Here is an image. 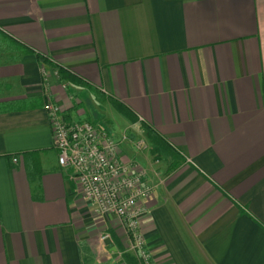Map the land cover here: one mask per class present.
Masks as SVG:
<instances>
[{
  "label": "crops",
  "instance_id": "0c3cea01",
  "mask_svg": "<svg viewBox=\"0 0 264 264\" xmlns=\"http://www.w3.org/2000/svg\"><path fill=\"white\" fill-rule=\"evenodd\" d=\"M47 95L154 185L155 264H264V0H0V264H139L58 166Z\"/></svg>",
  "mask_w": 264,
  "mask_h": 264
},
{
  "label": "built area",
  "instance_id": "2783aa9c",
  "mask_svg": "<svg viewBox=\"0 0 264 264\" xmlns=\"http://www.w3.org/2000/svg\"><path fill=\"white\" fill-rule=\"evenodd\" d=\"M45 109L57 149V164L80 187L83 197L102 215L114 216L122 236L139 264H155L146 246L140 219L145 200L154 192L144 171L134 161H124L110 133L85 119L67 121L59 104L47 95ZM137 149L146 150L139 139ZM16 161V158H14ZM109 237L104 233L101 238ZM120 264H127L121 261Z\"/></svg>",
  "mask_w": 264,
  "mask_h": 264
},
{
  "label": "trees",
  "instance_id": "16d2710c",
  "mask_svg": "<svg viewBox=\"0 0 264 264\" xmlns=\"http://www.w3.org/2000/svg\"><path fill=\"white\" fill-rule=\"evenodd\" d=\"M41 58H43L44 59V57H42V56H40ZM53 67L55 68V71L57 72V75L60 77V79H62L63 81H68V82H72V83H74V82H76V83H80L76 78H75V76L74 75H72L71 73H70V71L69 70H67L66 68H64V67H62V66H59V65H55V64H53ZM113 102V104L115 105V106H118L117 105V102H115V101H112ZM146 129H147V133H148V138L150 139V141L152 142V143H155L157 146H160V144L161 145H163V141L156 135V133L152 130V129H150L149 127H146Z\"/></svg>",
  "mask_w": 264,
  "mask_h": 264
},
{
  "label": "rangeland",
  "instance_id": "374dc122",
  "mask_svg": "<svg viewBox=\"0 0 264 264\" xmlns=\"http://www.w3.org/2000/svg\"><path fill=\"white\" fill-rule=\"evenodd\" d=\"M86 105V102H85ZM114 110V109H113ZM115 113H110L109 114V119H110V125H111V133L116 134L115 132L119 131L121 129V121H123L124 116L120 115L117 111L114 110ZM148 148H150V145H148ZM114 257V264H120V258L118 256V253H115L112 255Z\"/></svg>",
  "mask_w": 264,
  "mask_h": 264
}]
</instances>
